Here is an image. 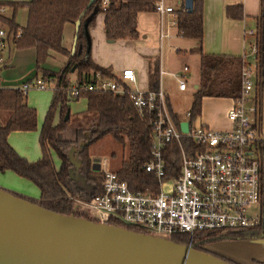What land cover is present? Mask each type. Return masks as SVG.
Segmentation results:
<instances>
[{
    "label": "trees",
    "instance_id": "1",
    "mask_svg": "<svg viewBox=\"0 0 264 264\" xmlns=\"http://www.w3.org/2000/svg\"><path fill=\"white\" fill-rule=\"evenodd\" d=\"M29 0L6 1L7 11L0 13V26L7 31L8 45L15 48L34 47L36 49V75L42 71L43 77H50L55 82L54 101L46 115L40 133L42 157L37 161H29L21 156L9 143L8 135L16 130H33L37 127L36 109L27 104V93L21 85L0 87V170H12L18 175L30 179L41 190L38 200H31L47 209L62 215L74 214L78 217L90 218L74 211L71 196L90 197L101 190L102 171L93 170V162L89 147L106 134H112L123 149H128V157L123 159L118 175L128 182L134 190L149 193L159 192V180L154 173L146 171L143 164L151 157V125L148 119L141 118L136 112L128 95L111 92L87 91L82 96L88 98L85 119L88 125L75 129L74 137L64 136L69 125L65 114L69 110L67 89L71 86L70 75L77 73L76 83L84 84L92 74L115 76L111 68L95 63L88 52V41L83 23L90 18L88 27L94 24L95 12L104 13V31L108 40L135 39L140 36L138 16L142 12L152 11L155 0H109L103 8V0ZM26 6L29 10L28 21L20 26L15 20L17 9ZM240 9V13L236 10ZM97 10V11H96ZM177 28L179 35L196 40V52L200 54L199 85L193 92L191 103L192 118L195 120L202 111L204 97H229L237 99L242 92V70L246 63L245 56L205 53L202 48L204 36L203 0H193L192 10H184L183 5L177 8ZM227 13L232 17L242 16L241 5L230 6ZM82 14L81 18L80 15ZM80 18V27L76 33L77 43L74 51L64 48L63 28L65 23H75ZM258 24L248 42L249 52L252 43L257 46L255 56L256 68L252 98L258 105V121L261 125V105L264 82V0H261ZM250 36V35H248ZM50 50L68 56L63 68L54 72L42 68V63L49 56ZM246 52V53H247ZM3 66H0V71ZM2 82V81H1ZM61 103V112H65L57 124L53 123L54 109ZM87 139L90 143L82 147L78 153L81 166L77 170L85 182L71 177L73 164L69 159L72 146L80 148ZM189 148L192 142L183 139ZM264 166V142L260 145ZM54 150L61 159L57 168L52 158ZM164 179L178 176L181 170V152L176 142L165 146ZM264 180V167H263ZM264 190V185H263ZM16 194V193H14ZM18 195V194H16ZM20 196V195H18ZM111 224H118L110 222ZM138 232H146L135 226H126ZM217 232H198L192 242L196 249L214 254L233 264L237 262L214 251H209L203 244L220 239H253L264 238V198L261 201V222L259 225L240 230ZM208 238L203 239V236ZM189 234H175L171 239L177 243L188 244ZM264 263V262H263Z\"/></svg>",
    "mask_w": 264,
    "mask_h": 264
},
{
    "label": "built area",
    "instance_id": "2",
    "mask_svg": "<svg viewBox=\"0 0 264 264\" xmlns=\"http://www.w3.org/2000/svg\"><path fill=\"white\" fill-rule=\"evenodd\" d=\"M109 0L102 1L105 8ZM183 9L186 10L185 6ZM152 10L163 18L174 15L177 25V7L168 0H155ZM6 11L0 6V13ZM253 35L254 31H248ZM166 33L161 29L160 39ZM7 31L0 26V66L5 63ZM257 46L252 43L245 53L242 70L241 96L233 99L227 111L230 127L218 130L192 118L191 107L182 115L171 105L162 85V75H171L180 91L188 88L189 66L179 72L158 69V84L146 90L134 88L137 74L124 68L120 75L92 74L84 84L72 83L67 89L68 100H79L82 92L98 91L128 95L141 118L151 125V157L143 167L159 180V192L149 193L132 189L118 172L103 168L101 190L90 197L75 196L74 211L86 213L100 223H122L142 228L146 233L171 238L175 234L195 235L198 232H223L254 227L261 222L263 190V163L260 145L264 132L258 121V105L252 95L254 78H251V58L256 68ZM50 77L38 76L21 85L24 93L30 88L45 89ZM0 80V87H2ZM188 123V131L182 130ZM183 139L192 142L187 148ZM176 142L181 152V170L177 177L164 179L165 146ZM73 198V197H72ZM115 225V224H113ZM120 226V225H119ZM124 227V226H123ZM128 228V227H127Z\"/></svg>",
    "mask_w": 264,
    "mask_h": 264
},
{
    "label": "crops",
    "instance_id": "3",
    "mask_svg": "<svg viewBox=\"0 0 264 264\" xmlns=\"http://www.w3.org/2000/svg\"><path fill=\"white\" fill-rule=\"evenodd\" d=\"M6 1L29 0H0V6L1 2ZM168 2L175 5L177 8L181 7V5L185 6V0H168ZM235 5H241L243 12L242 16L234 18L228 15L227 8ZM260 8L261 0H203V51L205 53L211 54L243 56L247 52L248 42L253 39L251 35L248 36L249 34L247 33L250 30L255 31L258 24L257 17L260 14ZM7 10L8 9L6 7V11ZM238 10L240 11V9L236 10L237 13H240ZM28 14L29 10L26 6L17 9L15 20L18 25L23 27L27 24ZM104 16L105 15L103 12H96L94 14V24L90 28L88 27V33L91 41L90 54L95 63L103 67L111 68L115 75H120L121 70L124 68L134 69L137 74V80L135 83L128 82V85L134 88L146 90L148 88H153L158 84V69L161 61L162 49L165 48V53H167V51L171 54L174 53V58L179 61L178 65L173 66L171 63H174L175 61L170 60V65H168L169 69L166 70L169 72H179L184 65H188L190 70L187 90H192L194 92V90L198 87L200 79V54L194 49L196 47V40L179 35L177 25L173 23L174 15L168 14L162 20L160 15H158L153 10L142 12L138 16V29L140 36L135 39H120L114 41L108 40L106 37L104 31ZM145 17L150 18V24H146L147 21L145 20ZM87 20L89 21V19H86L83 23L84 29L85 23L88 22ZM161 29H163V31L166 33L162 40L160 39ZM76 33L77 31L75 23H65L63 28L62 44L67 50L72 51L74 41L77 36ZM118 51H120V53L119 55H116V52ZM3 56L5 58V63L0 71L1 81H13L21 79L36 67V49L34 47L19 49L15 48L13 45H7L6 50L3 51ZM67 60V55L55 50H50L49 56L42 63V67L48 70L57 71L63 68ZM193 65L196 68V72L198 74L196 80L192 79L193 75L191 66ZM70 77L72 83H75L77 73H72ZM171 77L177 86V81L173 76ZM46 86L47 87L42 90L51 89L55 91L54 81H48ZM164 89L167 91L170 98V91H168L165 87ZM26 96L27 104L33 107L30 104L33 103L31 101V97H28V93ZM81 98L86 100L84 111L71 112L69 108L70 114L81 115L82 117H85V112L88 106V98L86 96ZM204 99H208L211 102L208 106L203 107L202 105L199 121L206 123L218 130L229 128L231 124L228 121L226 114L233 105V98L204 97ZM171 105L174 108L172 102ZM56 109L59 110L58 116H55ZM60 116L61 103H57L53 114L54 124L59 122ZM43 123L40 128V133ZM84 125L86 124L84 123ZM77 126L78 125H75V129L80 127ZM260 126L264 132V82ZM18 131L20 130L12 131L8 135V141L11 146L16 149L19 154L25 156L31 161L41 158L42 148L40 144V137L38 144L35 142L33 144L21 143L20 141L16 140L14 136H12L13 133ZM54 152L55 151L52 150V158L54 164L58 168L61 164V160L59 157L57 159L55 158ZM92 162L94 161L92 160ZM0 188L12 193H16L29 200H38L41 196L40 188L33 181L18 175L12 170H0ZM232 243L239 246V252L231 254L234 261L238 264H264V239H250L235 241ZM212 247L213 246L211 245L209 246L210 250H212Z\"/></svg>",
    "mask_w": 264,
    "mask_h": 264
},
{
    "label": "water",
    "instance_id": "4",
    "mask_svg": "<svg viewBox=\"0 0 264 264\" xmlns=\"http://www.w3.org/2000/svg\"><path fill=\"white\" fill-rule=\"evenodd\" d=\"M94 2L90 0L88 5ZM192 6L193 0H185L186 9L191 11ZM80 18L75 22L76 31L80 27ZM88 22L85 23V32L90 53ZM76 43L77 36L72 51ZM35 75L36 69L21 79L3 80L2 85H22ZM69 116L70 110H67L65 119ZM181 126L183 131H188L187 122H182ZM89 143L87 139L80 144V148L72 146L68 152L73 164L71 177L82 183L85 179L77 172L81 166L78 153ZM100 165L99 162H93V170L100 171ZM0 264L233 263L196 249L190 243L181 244L171 238L100 223L74 214L62 215L0 188Z\"/></svg>",
    "mask_w": 264,
    "mask_h": 264
},
{
    "label": "rangeland",
    "instance_id": "5",
    "mask_svg": "<svg viewBox=\"0 0 264 264\" xmlns=\"http://www.w3.org/2000/svg\"><path fill=\"white\" fill-rule=\"evenodd\" d=\"M145 18H146L145 20L147 21L146 24L147 23L150 24L151 23L150 18H148V17H145ZM119 53H120V51L116 52V55H119ZM124 55L126 56L125 53H124ZM170 60L175 61L174 63L173 62L171 63V65H173V66L179 64V61L174 58V53L171 54L168 51H167V53H165V48H163L162 54H161V67L164 69H169L168 65H170L169 64ZM249 60L251 62V78H255V68L252 67L254 62H252L251 58H249ZM44 69H46V68H44ZM191 69H192V75H193L192 79L196 80L198 77V74L196 72V68L194 67V65L191 66ZM60 70H57V71L51 70V71L58 72ZM38 76H42L41 70L38 71ZM161 80H162V85H164V87L168 91H170L169 92L170 93V99H171V102H172L174 108L182 115L183 111L186 108H189V106L191 105V102L193 99V95H192L193 91L187 90L185 92H180L177 89L175 81L169 75H162ZM27 93H28V97L29 98L31 97V101L33 102L30 104L37 110V113H38V123L37 124H38L39 129H38V127H36L33 130H20L18 132L13 133L12 136H14L16 138V140L20 141L21 143L33 144L35 142L36 144H38L39 137H40V128H41V125L44 121L46 113L48 112V110L51 107L53 98L55 96V91H53L51 89L42 90V89H38V88H30L27 91ZM210 102H211L210 100L203 98V100H202L203 107L208 106ZM67 104H68L71 112H81V111H84V108L86 105V100L84 98L79 99V101L68 100ZM64 113L65 112H61L60 119H62V116L64 115ZM58 115H59V110L56 109L55 116H58ZM84 123L86 125H88V120L85 119V117H82L81 115L70 114L69 125H68L67 130L64 133V136L67 138H73L74 137V131H75L74 130L75 125L83 127ZM89 151H90V155H91L92 160L94 162L101 163L100 171L103 168L108 169V170L118 171V169L121 167V163H122L123 159H126L128 157V149L127 148L123 149L122 144L117 139H115V137L112 134H106L100 140L92 143L89 147ZM21 156H23V155H21ZM54 156L56 159L58 158V155L56 152H54ZM23 157H25V156H23ZM37 160L38 159H36L35 161H37ZM29 161H31V160H29ZM32 162H34V161H32ZM71 199L73 200V206L75 208V202H76L75 196H71ZM76 212L80 213L84 216H88L86 213H82V212H78V211H76ZM115 225H120V226L126 227L122 223H118ZM225 232L226 231H223L221 233H225ZM217 233H218V235L220 234L219 232H217ZM206 238H208L206 235L203 236V239H206ZM253 239L256 240V239H264V238H253ZM193 240H194V235L190 236V238L188 240V244L189 243L192 244ZM242 240H250V239H226L225 238V239H220V240H215V241H210V242L207 241V243L203 244V247L208 249L209 251H214V252L219 253V254H221V255H223V256L234 261L231 254H233L235 252H239V246L235 245L232 242L242 241ZM210 245L213 246L212 250H210V248H209Z\"/></svg>",
    "mask_w": 264,
    "mask_h": 264
}]
</instances>
